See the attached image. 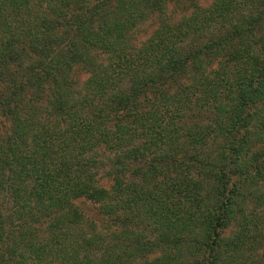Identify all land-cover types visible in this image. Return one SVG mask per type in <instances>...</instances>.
<instances>
[{
	"label": "trees",
	"instance_id": "1",
	"mask_svg": "<svg viewBox=\"0 0 264 264\" xmlns=\"http://www.w3.org/2000/svg\"><path fill=\"white\" fill-rule=\"evenodd\" d=\"M0 264H264V0H0Z\"/></svg>",
	"mask_w": 264,
	"mask_h": 264
},
{
	"label": "rangeland",
	"instance_id": "2",
	"mask_svg": "<svg viewBox=\"0 0 264 264\" xmlns=\"http://www.w3.org/2000/svg\"><path fill=\"white\" fill-rule=\"evenodd\" d=\"M193 1H195L197 4H199L203 7H206L209 5V3L212 0H193ZM169 9H170L169 14L171 16H173L174 20H177L180 16L189 14L188 11H180L179 9H176L174 5L170 6ZM154 27H155V25L153 22H148L147 24L141 25V29L143 28V31L145 30V32H146L145 36L150 34L151 31L154 29ZM74 75H75L74 78L76 81V87L79 88L82 85L85 78L87 77V74L85 72L77 69ZM3 125L5 128H7V122L4 121ZM103 185H105V184L103 183ZM78 204H79L81 210L83 211V213L85 214L86 218H89L96 223L101 221V217L98 214L97 205H95L89 201H85V200L79 201ZM259 251H263V250H259ZM257 257H258V255L255 256V258H257Z\"/></svg>",
	"mask_w": 264,
	"mask_h": 264
}]
</instances>
